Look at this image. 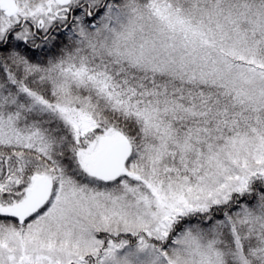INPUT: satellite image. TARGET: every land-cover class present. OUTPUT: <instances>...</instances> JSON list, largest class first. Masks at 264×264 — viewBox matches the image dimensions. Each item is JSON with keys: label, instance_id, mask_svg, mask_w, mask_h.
<instances>
[{"label": "snow or ice", "instance_id": "snow-or-ice-1", "mask_svg": "<svg viewBox=\"0 0 264 264\" xmlns=\"http://www.w3.org/2000/svg\"><path fill=\"white\" fill-rule=\"evenodd\" d=\"M0 264H264V0H0Z\"/></svg>", "mask_w": 264, "mask_h": 264}]
</instances>
